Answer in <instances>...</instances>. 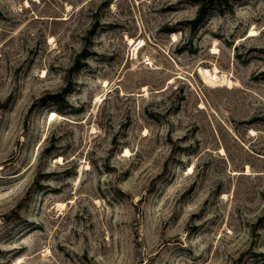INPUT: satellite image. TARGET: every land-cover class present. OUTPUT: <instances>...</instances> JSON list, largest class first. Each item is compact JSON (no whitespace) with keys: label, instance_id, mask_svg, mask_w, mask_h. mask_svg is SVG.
I'll return each instance as SVG.
<instances>
[{"label":"rangeland","instance_id":"obj_1","mask_svg":"<svg viewBox=\"0 0 264 264\" xmlns=\"http://www.w3.org/2000/svg\"><path fill=\"white\" fill-rule=\"evenodd\" d=\"M0 264H264V0H0Z\"/></svg>","mask_w":264,"mask_h":264},{"label":"bare ground","instance_id":"obj_2","mask_svg":"<svg viewBox=\"0 0 264 264\" xmlns=\"http://www.w3.org/2000/svg\"><path fill=\"white\" fill-rule=\"evenodd\" d=\"M130 43H135V42H132V40L130 41ZM141 43V42H140ZM138 46V45H137ZM137 46L135 47V51L137 49ZM217 69H215L214 72H211L209 71L208 69H202L201 73L205 79L206 82H208L209 84H220V85H224V84H229L231 86L232 82L225 79V78H220L218 75H217V72H216ZM126 153H128V150H126ZM249 168V167H248Z\"/></svg>","mask_w":264,"mask_h":264},{"label":"trees","instance_id":"obj_3","mask_svg":"<svg viewBox=\"0 0 264 264\" xmlns=\"http://www.w3.org/2000/svg\"><path fill=\"white\" fill-rule=\"evenodd\" d=\"M206 14H207V4L204 3L198 9L197 17L193 23L195 24V23L201 22L203 18L206 16Z\"/></svg>","mask_w":264,"mask_h":264}]
</instances>
